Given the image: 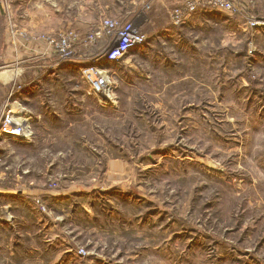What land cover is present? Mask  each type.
Segmentation results:
<instances>
[{"label":"rangeland","instance_id":"1","mask_svg":"<svg viewBox=\"0 0 264 264\" xmlns=\"http://www.w3.org/2000/svg\"><path fill=\"white\" fill-rule=\"evenodd\" d=\"M232 1L190 14L217 21L177 25L185 0H0V72L19 68L0 104L14 89L9 106L33 116L29 139L0 136V184L66 205L48 199L45 245L18 211L28 221L0 232V264H264V28L249 18L264 0ZM108 18L147 41L100 62L102 104L84 70L108 47Z\"/></svg>","mask_w":264,"mask_h":264},{"label":"built area","instance_id":"2","mask_svg":"<svg viewBox=\"0 0 264 264\" xmlns=\"http://www.w3.org/2000/svg\"><path fill=\"white\" fill-rule=\"evenodd\" d=\"M184 3L185 6L183 8L176 7L171 9L170 11V19L174 24L179 25L180 23L185 21L191 16L190 14L193 13V11L198 6H201V4H218L223 8V10H237L236 6L237 4H240L239 2H235L232 0H185ZM249 18L251 20L252 26L264 28V16L252 15ZM258 22L259 24H257ZM103 31L108 47L105 48L101 56H97L94 59L102 57L103 61L109 63H117L126 59L130 56L132 49H136L137 47L144 45L147 41V36L143 32H141L140 26H138V24H136L134 20L123 23V21L119 22L116 19L108 18L106 19V24L103 28ZM96 39L97 37L94 40ZM59 45L60 49L63 51H68L66 49L70 48V45L68 44L66 38H64L63 42L59 43ZM69 56H71V51L62 54L61 59L63 60L59 61L64 62L66 58H69ZM100 64L101 63L99 62L92 63L91 65L87 64L86 69L84 70V75L87 76V80L91 86V89L95 93L100 94L98 95L100 98L99 101L102 104H108L111 97L110 93L112 91H110V88L112 87V84L111 80H109L108 75L105 72L99 70L98 66ZM14 92L16 91H14L13 89L10 93L12 94ZM9 94L6 99L3 100L0 104V136H3L6 139L15 140L17 139L16 137H18L20 139H23L21 141H25L29 139L30 136V132H27L29 125L22 124H29L33 116L24 108L19 107L16 103H12V105L9 106L11 104V98ZM11 108H14L15 111L10 112ZM24 114L31 119L28 121ZM16 118L20 121V125L18 127H15L16 125H18L17 123H15ZM7 127H9L12 132H3L6 131ZM19 130L22 131L21 134L17 132Z\"/></svg>","mask_w":264,"mask_h":264},{"label":"crops","instance_id":"3","mask_svg":"<svg viewBox=\"0 0 264 264\" xmlns=\"http://www.w3.org/2000/svg\"><path fill=\"white\" fill-rule=\"evenodd\" d=\"M218 14H214L210 12L209 10H203L196 16L193 15L189 18H187L186 21L182 23V25H187L189 23H194L196 21H200L201 23L204 22V20L208 21L205 18L210 17H216ZM215 19V20H213ZM209 20L217 21L216 18H210ZM129 58V57H128ZM127 59V58H126ZM32 183V182H31ZM104 191L106 189H103ZM56 193V194H55ZM58 191H49L47 189H43L40 191L34 190L31 187H25V186H17V189H8L5 188L3 185L0 184V200L2 198L3 202L0 201V232L1 235L4 232L13 231V229L21 224V221L24 220V222L28 221L27 217L23 215L24 217H20L18 214V211H23L28 216H31L32 218L37 217L36 224H39V226L33 227L32 230L35 233L43 234L44 239L42 240V244H46L49 239H56L57 237V218L58 216L52 214V206L50 200H48L50 197H55L54 202L57 200V197H59V203L56 206H66L65 205V197L64 194L58 196ZM52 194V195H51ZM35 196H40L43 200L44 204L47 205L46 208H40L36 204L35 201H33V198H36ZM48 200V202H47ZM85 207V205H83ZM86 209L88 208V205L86 204ZM27 212V213H26ZM25 228H29L25 227ZM67 251V250H66ZM262 262V261H261ZM261 264V263H260Z\"/></svg>","mask_w":264,"mask_h":264},{"label":"bare ground","instance_id":"4","mask_svg":"<svg viewBox=\"0 0 264 264\" xmlns=\"http://www.w3.org/2000/svg\"><path fill=\"white\" fill-rule=\"evenodd\" d=\"M259 23V22H258ZM89 61H91L90 62V64H92V63H95V62H101V61H103V59L102 58H96V59H92V60H89ZM64 64L66 63V60L63 62ZM89 63V62H88ZM87 63V64H88ZM67 64V63H66ZM44 67V66H43ZM18 69L19 68H14V67H12V68H10V69H4L3 71H1L0 72V79H6V80H8V79H10V78H13V77H15V75L17 74V72H18ZM15 94H17L16 92H14V95ZM13 95H10V98L12 97ZM14 97V96H13ZM17 104V103H16ZM22 108H24V107H22ZM25 109V108H24ZM12 111H15V109L14 108H11L10 109V112H12ZM18 112V111H17ZM24 116H26V119L29 121L31 118H29L27 115H25L24 114ZM15 123H17L18 125H16L15 127H18L19 125H20V121L19 120H17V118H16V120H15ZM22 125H28V123H24V124H22ZM3 132H12V130L9 128V127H7L6 128V131H3ZM17 132H19L20 134L22 133V131L21 130H19V131H17ZM21 136V135H20ZM17 139L16 140H23V139H20V138H18V137H16Z\"/></svg>","mask_w":264,"mask_h":264}]
</instances>
